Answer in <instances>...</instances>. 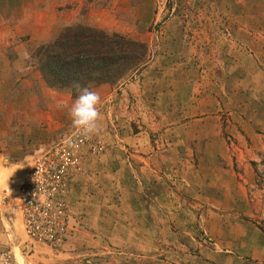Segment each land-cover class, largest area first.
I'll use <instances>...</instances> for the list:
<instances>
[{
	"label": "rangeland",
	"instance_id": "obj_1",
	"mask_svg": "<svg viewBox=\"0 0 264 264\" xmlns=\"http://www.w3.org/2000/svg\"><path fill=\"white\" fill-rule=\"evenodd\" d=\"M77 25L119 34L147 46L145 66L121 71L91 90L101 98L99 113L103 110L107 114L114 108L117 119L113 125L119 123L129 134L145 132L155 146L161 147L160 142H155L162 134L155 127L159 113L156 109L164 114L173 111L172 103L166 105V97L160 99L163 91L177 101H185L188 95L199 97L197 94L202 95L203 88L208 87L218 101L222 95L221 109L211 120L213 127L223 123L222 129L229 124L228 114H250L253 109L264 108V0H0V168H23L28 173L44 151L75 131L68 109L76 96L67 90L50 89L31 55L66 28ZM135 82H140L138 94L142 102L135 93L122 97L125 85ZM225 83L227 93L223 91L225 87L221 88ZM189 105L183 106L188 109ZM191 105L196 107L195 101ZM98 137L92 135L89 142L102 145L103 152L94 155L87 144L83 147V164L84 160L101 157L111 147L102 136ZM185 146L186 143L181 148ZM125 180L123 176L115 185L105 183L104 188L115 198L107 211L123 206L119 196L126 189ZM92 192L88 193L93 195ZM145 192L154 197L162 195L164 189L151 184ZM177 198L149 200L154 213L151 223L157 226L149 235L157 237L164 246H175L177 241L186 243L188 254L193 251L190 245L193 246L195 236L204 242L210 237L199 231V216L192 212L191 202L181 195ZM2 199L0 191V202ZM3 200L0 221L3 219L4 239L0 248L10 254L11 263L45 264L41 259L59 256L62 249L30 245L16 202ZM76 217L80 225L73 233L70 255L79 264H163L166 254L162 248L159 256L160 253L151 254L156 249L149 248L142 262L135 257L130 260L124 249L106 241H101L99 248L92 247L94 232L81 217ZM88 219L90 223L95 216L89 214ZM260 223L264 232V221ZM244 260L249 263L252 259Z\"/></svg>",
	"mask_w": 264,
	"mask_h": 264
},
{
	"label": "crops",
	"instance_id": "obj_2",
	"mask_svg": "<svg viewBox=\"0 0 264 264\" xmlns=\"http://www.w3.org/2000/svg\"><path fill=\"white\" fill-rule=\"evenodd\" d=\"M221 88L227 93V83ZM140 90V82L130 83L121 94L122 97L134 93L140 96ZM211 91L209 87L203 88L202 95H188L185 101L181 98L177 101L175 97L170 99L168 91L161 93L160 99L166 97V105H173L171 114L156 109L159 113L155 127L162 134L155 143L160 142L161 147L155 146L145 132L129 134L119 123L113 125L117 119L114 108L107 114L101 110L98 123L102 131L98 138L102 136L111 147L95 160H84L73 180L72 193L70 190L68 195L77 222L76 215L95 234L92 247L99 248L101 241H106L112 247L124 249L130 260L135 257L142 262L149 248L156 249L151 253L154 256L166 254L161 261L163 264L264 262V232L260 229V222L264 221V108L253 109L250 114H228L229 124L224 129L223 123L213 127L212 116L218 115L223 98L219 95L221 100L218 101ZM138 99L143 101L142 96ZM193 101L196 107L191 105ZM184 104H190L188 109ZM182 133H187V137ZM185 143L186 148H181ZM27 174L23 168H0L3 199L17 202ZM123 176L126 189L119 199L124 204L107 211L115 198L104 185H115ZM151 184L161 186L163 194L148 195L145 190ZM170 185L172 188L164 187ZM180 195L191 202L192 212L199 216L198 229L213 240V250L198 236L193 239V246L190 245L193 251L187 254L186 243L177 241L175 246H169L170 243L164 246L157 237L149 235L157 228L151 223L154 213L149 200L154 202L164 196L179 199ZM106 202L110 204L108 207L103 205ZM89 214L95 216L90 223ZM2 226L3 219L0 221V241L4 239ZM73 233L57 253L59 256L41 260L45 264H79L70 255L75 239ZM245 257L252 260L246 263Z\"/></svg>",
	"mask_w": 264,
	"mask_h": 264
},
{
	"label": "built area",
	"instance_id": "obj_3",
	"mask_svg": "<svg viewBox=\"0 0 264 264\" xmlns=\"http://www.w3.org/2000/svg\"><path fill=\"white\" fill-rule=\"evenodd\" d=\"M89 139L75 130L32 163L15 204L30 245L61 250L80 225L72 213L68 195L82 167L83 147L91 145L88 149L94 155L104 150L100 144L92 145ZM205 243L214 244L211 238H206ZM0 264H12L10 254L1 248Z\"/></svg>",
	"mask_w": 264,
	"mask_h": 264
},
{
	"label": "trees",
	"instance_id": "obj_4",
	"mask_svg": "<svg viewBox=\"0 0 264 264\" xmlns=\"http://www.w3.org/2000/svg\"><path fill=\"white\" fill-rule=\"evenodd\" d=\"M147 58L146 45L83 25L66 28L31 55L50 89L67 90L73 96L77 95L76 85L91 90L121 71L138 70L147 64Z\"/></svg>",
	"mask_w": 264,
	"mask_h": 264
},
{
	"label": "clouds",
	"instance_id": "obj_5",
	"mask_svg": "<svg viewBox=\"0 0 264 264\" xmlns=\"http://www.w3.org/2000/svg\"><path fill=\"white\" fill-rule=\"evenodd\" d=\"M76 92V98L68 109L72 128L85 138L99 134L102 131L98 123L101 120L98 111L100 96L95 91L87 87L81 88L79 85H76Z\"/></svg>",
	"mask_w": 264,
	"mask_h": 264
}]
</instances>
